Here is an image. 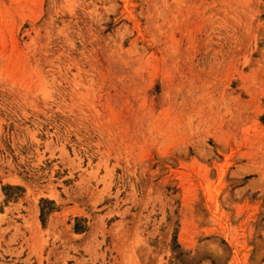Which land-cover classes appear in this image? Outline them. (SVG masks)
Returning a JSON list of instances; mask_svg holds the SVG:
<instances>
[{
    "label": "rangeland",
    "instance_id": "1",
    "mask_svg": "<svg viewBox=\"0 0 264 264\" xmlns=\"http://www.w3.org/2000/svg\"><path fill=\"white\" fill-rule=\"evenodd\" d=\"M0 264H264V0H0Z\"/></svg>",
    "mask_w": 264,
    "mask_h": 264
}]
</instances>
